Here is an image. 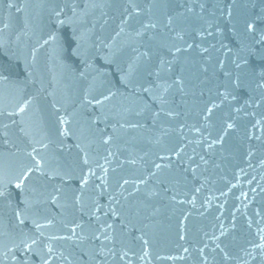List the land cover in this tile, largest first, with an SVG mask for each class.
I'll use <instances>...</instances> for the list:
<instances>
[{
	"label": "water",
	"instance_id": "95a60500",
	"mask_svg": "<svg viewBox=\"0 0 264 264\" xmlns=\"http://www.w3.org/2000/svg\"><path fill=\"white\" fill-rule=\"evenodd\" d=\"M0 212L24 264H264V0H0Z\"/></svg>",
	"mask_w": 264,
	"mask_h": 264
},
{
	"label": "snow or ice",
	"instance_id": "6c2138e0",
	"mask_svg": "<svg viewBox=\"0 0 264 264\" xmlns=\"http://www.w3.org/2000/svg\"><path fill=\"white\" fill-rule=\"evenodd\" d=\"M249 27H251V25H249ZM21 110H23V109H21ZM18 187H19V185H18Z\"/></svg>",
	"mask_w": 264,
	"mask_h": 264
}]
</instances>
